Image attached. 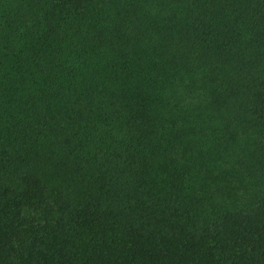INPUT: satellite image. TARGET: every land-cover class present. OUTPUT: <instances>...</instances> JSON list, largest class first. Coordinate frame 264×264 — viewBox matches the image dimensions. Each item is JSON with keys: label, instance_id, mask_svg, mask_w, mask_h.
Wrapping results in <instances>:
<instances>
[{"label": "trees", "instance_id": "16d2710c", "mask_svg": "<svg viewBox=\"0 0 264 264\" xmlns=\"http://www.w3.org/2000/svg\"><path fill=\"white\" fill-rule=\"evenodd\" d=\"M0 264H264V0H0Z\"/></svg>", "mask_w": 264, "mask_h": 264}]
</instances>
